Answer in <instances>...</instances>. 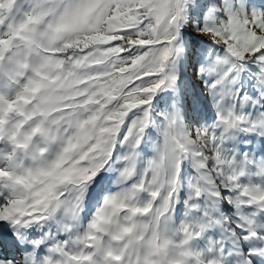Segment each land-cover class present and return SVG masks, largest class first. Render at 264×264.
<instances>
[{
	"label": "snow or ice",
	"instance_id": "1",
	"mask_svg": "<svg viewBox=\"0 0 264 264\" xmlns=\"http://www.w3.org/2000/svg\"><path fill=\"white\" fill-rule=\"evenodd\" d=\"M0 264H264V0H0Z\"/></svg>",
	"mask_w": 264,
	"mask_h": 264
},
{
	"label": "rangeland",
	"instance_id": "2",
	"mask_svg": "<svg viewBox=\"0 0 264 264\" xmlns=\"http://www.w3.org/2000/svg\"><path fill=\"white\" fill-rule=\"evenodd\" d=\"M257 2H259V0H257Z\"/></svg>",
	"mask_w": 264,
	"mask_h": 264
}]
</instances>
